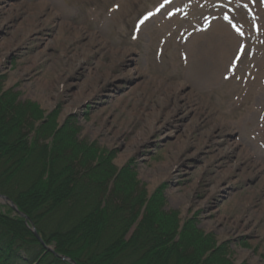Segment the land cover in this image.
Instances as JSON below:
<instances>
[{"label": "rangeland", "instance_id": "1", "mask_svg": "<svg viewBox=\"0 0 264 264\" xmlns=\"http://www.w3.org/2000/svg\"><path fill=\"white\" fill-rule=\"evenodd\" d=\"M159 1L0 0V114L33 128L28 143L38 139L45 156L87 171L102 206L134 207L129 253L191 230L206 251L187 236L199 256L188 264H264V103L241 122L250 110L223 84L230 60L196 76L188 50V65L171 67L145 31L134 41L135 21ZM122 171L129 183H117ZM2 217L19 228L0 204ZM136 260L166 264L157 253Z\"/></svg>", "mask_w": 264, "mask_h": 264}, {"label": "trees", "instance_id": "2", "mask_svg": "<svg viewBox=\"0 0 264 264\" xmlns=\"http://www.w3.org/2000/svg\"><path fill=\"white\" fill-rule=\"evenodd\" d=\"M1 105L6 107L0 97V109ZM7 117L1 112L0 193L11 198L20 211L32 219L48 245L56 242L58 253L68 256L77 264H114L119 258H122V264H139L136 258L149 256L152 259L156 253L165 258L166 264H188L190 259L187 254L192 259L199 256L188 252L187 236H191V245L203 249L200 253L206 251L201 246L202 234L194 237L191 230H187L178 242H174L175 234L165 242L154 239L152 243L144 244L147 245L146 249L136 248L129 253L124 238L137 218L134 207L130 210V207L119 204L117 208L118 205L111 201L102 206L104 188L96 183L92 185L87 171L74 166L73 161H67L64 155L59 157L60 153L45 156L42 146L37 143L38 139L32 145L28 143V134L33 132V128L21 127ZM63 145H66L65 142H62ZM119 175L118 184L129 183L123 171ZM152 202L148 208H151ZM127 204L130 205L129 201ZM106 213L112 216L111 221ZM2 218L0 264H13L21 260L24 264H66L51 253H46L23 219L12 218L19 222L17 228L16 224ZM141 226L147 227V224ZM46 228H49V234L42 235V230ZM120 243L124 245L120 246ZM18 250L23 251L25 257H17L15 253ZM95 250L97 252L91 255V251ZM145 251H149L148 254L145 255ZM112 254L117 256L109 258Z\"/></svg>", "mask_w": 264, "mask_h": 264}, {"label": "bare ground", "instance_id": "3", "mask_svg": "<svg viewBox=\"0 0 264 264\" xmlns=\"http://www.w3.org/2000/svg\"><path fill=\"white\" fill-rule=\"evenodd\" d=\"M219 29L216 32L217 38H214L217 41L215 44L207 45L205 47L198 48L192 53V56L195 58V75L198 76L202 67L211 64L213 55L217 56L219 53V60L216 61L215 67L222 68L225 65L226 61L229 60L228 52L230 53V49L233 48L236 41H239L235 35L229 34L226 31V27L220 23H218ZM248 61V60H247ZM208 75V74H207ZM246 77V76H245ZM180 90H184L186 88V84H180ZM248 90H253L250 86ZM255 95L254 92L250 91V95ZM240 145L238 143H234L232 148H238ZM260 170H263L262 168Z\"/></svg>", "mask_w": 264, "mask_h": 264}, {"label": "water", "instance_id": "4", "mask_svg": "<svg viewBox=\"0 0 264 264\" xmlns=\"http://www.w3.org/2000/svg\"><path fill=\"white\" fill-rule=\"evenodd\" d=\"M0 204H3V205H6V206L10 207L14 211V213H16V215H18L20 218H23L25 225L28 226V228L32 231V233L34 234L36 239L40 241V243L46 248L47 251L53 252L62 261L70 262L69 258H67L65 256L58 255L55 252L54 248L46 245L45 241L43 240V238L40 236L38 230L36 229L34 222L31 220V218L29 216H27L25 213L20 211V209L17 206V204L11 198H9L8 196L0 193Z\"/></svg>", "mask_w": 264, "mask_h": 264}]
</instances>
